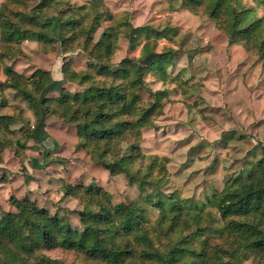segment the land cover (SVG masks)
Masks as SVG:
<instances>
[{"label": "trees", "instance_id": "trees-1", "mask_svg": "<svg viewBox=\"0 0 264 264\" xmlns=\"http://www.w3.org/2000/svg\"><path fill=\"white\" fill-rule=\"evenodd\" d=\"M258 1L264 5V0ZM166 2L172 10L181 7L208 15L229 43L238 42L246 51L256 53V62L264 67V15L256 16L252 6L241 0ZM21 4L28 6V13L14 9ZM103 8V0H89L77 7L71 0H5L0 6V73L5 76L0 79V108L9 105L5 92L11 89L34 117L33 127L15 128L14 114L0 112V163L11 145L20 156L30 141L35 142V129L51 115L75 126V149L84 151L111 176L123 174L128 182H136L140 193L135 199L113 203L111 193L101 185L63 181L59 188L62 195L81 205L71 210L81 229L28 195H9L7 203L12 209L0 204V264H64L46 254L52 250L79 254L86 264H241L264 260V156L246 159L241 171L227 177L222 188L204 201L168 191L169 157L145 154L141 140L144 129L158 127L155 117L163 113L170 90L147 89L152 96L148 101H143L138 91L145 88L148 74L164 85L179 84L167 72L178 50H156L158 40L170 38L176 30H156L150 24L133 26L123 19L104 27L93 41L92 34L104 20ZM45 11L57 14L58 30L51 22L39 23ZM106 19H111L110 13ZM120 35L128 39L130 50L142 47L137 57H124L118 67L110 68L108 60ZM25 39L57 43L63 54L76 49L85 52V71L72 69L70 59L61 64L62 79L82 89L71 92L62 86L57 95H47L54 90L49 71L36 68L28 76L16 71L13 64L28 59L21 47ZM94 72L101 80L94 78ZM149 207L158 211L154 221L147 217ZM216 216L223 222L221 230L206 234Z\"/></svg>", "mask_w": 264, "mask_h": 264}, {"label": "rangeland", "instance_id": "rangeland-1", "mask_svg": "<svg viewBox=\"0 0 264 264\" xmlns=\"http://www.w3.org/2000/svg\"><path fill=\"white\" fill-rule=\"evenodd\" d=\"M71 1L77 7L89 0ZM103 1L105 16L102 26L92 34L93 41L98 40L104 27L123 19L133 26L150 24L156 30H176L170 38L159 39L156 50L166 47L178 50L173 63L167 66V72L169 76H175L179 84L164 85L158 77L148 74L145 88L138 91L142 100L148 101L152 96L147 89L170 90L163 113L155 117L158 127L143 130L141 146L145 154L169 157L166 165L168 191L204 201L222 188L227 177L237 175L246 159L264 156V141L257 139L254 144L252 140L259 134L256 131L259 124L254 125L257 119L253 114L256 113L252 107L254 100L250 102L254 93L250 84L253 77H249L255 69L253 64L257 63V54L246 51L238 42L229 43L225 32L201 11L193 13L181 7L172 10L166 0ZM241 1L252 6L256 16L264 15V5L258 0ZM4 2L0 0V6ZM30 5L31 8L34 1ZM14 9L29 12L26 4ZM107 13L111 14L109 20ZM40 21L51 22L58 30L59 18L53 11L42 13ZM116 42L117 47L108 60L110 68L118 67L124 57H137L142 47L139 45L130 50L128 39L123 35ZM21 47L27 52L28 59L15 62V70L26 76L36 68L49 71L54 90L47 95H57L56 91L62 86L71 92L82 89L74 82L63 80L61 73V64L68 59L72 69H87V57L81 49L63 54L57 49V43L52 45L36 40L32 43L22 40ZM93 76L101 80V75L96 72ZM4 77L0 73V79ZM189 88H193V92H188ZM5 95L9 105L0 108V112L14 114L13 127H33L34 117L27 103L14 90H7ZM260 134L264 135V129ZM35 137L36 141H30L20 156L14 153V144L4 151L0 163V204L3 208L12 209L7 203L9 195H28L39 206L56 211L65 222L81 229L78 216L71 211L80 209L81 205L77 199L62 195L59 188L63 181L101 185L111 193L113 203L135 199L140 193L136 182H128L123 174L111 176L84 151L75 149L74 125L63 124L55 116L48 115L35 129ZM146 190L150 191L149 188ZM157 215L156 208H148L150 221ZM222 225V220L216 216L206 234H217ZM46 254L64 264L87 263L82 256L69 251L52 250ZM241 264H264V260L250 259Z\"/></svg>", "mask_w": 264, "mask_h": 264}, {"label": "crops", "instance_id": "crops-1", "mask_svg": "<svg viewBox=\"0 0 264 264\" xmlns=\"http://www.w3.org/2000/svg\"><path fill=\"white\" fill-rule=\"evenodd\" d=\"M25 40L30 43L35 41L32 39H25ZM14 64H13V67L14 69H16ZM249 65H251V63ZM253 65H254L253 67L255 68L254 69L255 75L253 71L249 79L253 77V79L250 80V84H252V89L254 90V93H253V99L251 98L250 102L254 100L252 107L255 109L256 113H253V114H256L255 118L257 117L254 125L259 124V128L256 130L259 132V134L258 136L252 139L254 141V144H256L258 142L257 139H259V141H262V142L264 141V135L260 134L262 129H264V67L260 63H254ZM252 146L254 147V145ZM242 174L245 175V172H243Z\"/></svg>", "mask_w": 264, "mask_h": 264}]
</instances>
